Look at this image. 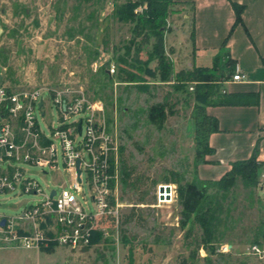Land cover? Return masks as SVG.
Masks as SVG:
<instances>
[{"label": "rangeland", "instance_id": "obj_1", "mask_svg": "<svg viewBox=\"0 0 264 264\" xmlns=\"http://www.w3.org/2000/svg\"><path fill=\"white\" fill-rule=\"evenodd\" d=\"M144 8L140 0H0V86L59 91L69 85L73 100L101 106L95 121L116 142L117 193L124 204L120 222L105 223L108 235L88 247L0 250V264H264L246 254L247 246L264 236V206L254 184L236 177L223 191L215 180L194 175L195 165L211 153H200L195 141V117L204 121L208 105L191 89L196 82L176 77L198 68L191 65L192 6L171 0L160 40L144 26ZM198 90L212 94L215 87L199 84ZM43 96L50 98L47 92ZM58 122V110L49 104L42 128L49 133ZM25 167L45 194L55 186L51 174ZM179 178L182 185L199 182L206 200L200 205L214 213L207 244L212 251L204 247L206 237L194 217L180 223ZM161 185H174L169 204L158 199ZM85 190L91 201L86 185ZM42 198L0 194V213L14 214ZM223 243L232 250L216 251Z\"/></svg>", "mask_w": 264, "mask_h": 264}, {"label": "built area", "instance_id": "obj_2", "mask_svg": "<svg viewBox=\"0 0 264 264\" xmlns=\"http://www.w3.org/2000/svg\"><path fill=\"white\" fill-rule=\"evenodd\" d=\"M108 71L115 73V65L110 64ZM245 77L236 66L231 81L242 82ZM46 92L50 94L48 99L43 96ZM49 104L57 108L59 122L47 133L41 120L46 117ZM101 109L97 104L87 106L80 99L73 100L69 85L59 91H14L0 86V194L43 196L14 214L0 213V250L49 245L85 248L92 245L96 232L108 235L105 223L120 222L124 204L117 193L118 151L112 135L95 121ZM25 166H37L42 174H51L56 181L52 190L45 194L39 181L27 175ZM169 186V190L158 189L161 203L169 204L176 196L171 187L174 185ZM256 190L264 206V167ZM232 248L223 243L216 251L227 253ZM246 254L264 262V236L248 245Z\"/></svg>", "mask_w": 264, "mask_h": 264}, {"label": "crops", "instance_id": "obj_3", "mask_svg": "<svg viewBox=\"0 0 264 264\" xmlns=\"http://www.w3.org/2000/svg\"><path fill=\"white\" fill-rule=\"evenodd\" d=\"M180 1L192 6L191 65L212 74L215 91L206 111L219 127L209 135L212 153L194 175L217 181L253 154L264 164V0ZM232 2L244 7L241 23L235 24ZM236 66L246 76L242 82L231 81Z\"/></svg>", "mask_w": 264, "mask_h": 264}, {"label": "trees", "instance_id": "obj_4", "mask_svg": "<svg viewBox=\"0 0 264 264\" xmlns=\"http://www.w3.org/2000/svg\"><path fill=\"white\" fill-rule=\"evenodd\" d=\"M144 4H146V8L143 10V24L146 27L147 31L158 38L161 39L162 31L166 26L167 18L169 16V6L171 0H140ZM233 8L236 13V21L235 24L242 22V13L244 10L243 6H239L238 4L232 2ZM133 7V6H132ZM126 11H119L121 16L126 15ZM163 61L160 62V66H163ZM183 76V79H182ZM176 77L179 80L185 81H193L196 82L194 86L195 92L197 96H201L204 100V103L207 105L212 104L213 102L209 101V98L212 96L211 92H203L198 90L199 84H208L211 82L212 74L209 73L208 68L198 67L193 69L192 71L179 72L176 74ZM225 96V95H224ZM220 104L228 103V101L221 100ZM210 118V122H206V119ZM204 119V115H203ZM151 120L156 122V116L153 114L151 116ZM196 131H195V141L197 145V149L204 153H212V148L209 146V135L213 132L219 130L217 119L207 116L205 114V119L202 121L201 117H195ZM205 162V161H204ZM264 164L257 160L256 154H253L252 157L245 160H238L232 163V167L229 171H227L219 180L215 182L216 186L223 190L228 191L235 182L236 177H242L243 179L254 184L256 188L257 178L259 173L261 172ZM128 177V174H125ZM175 182L179 185L178 196L180 199V203L182 205L181 211V225H185L192 217L194 220L199 223L203 229L205 239L206 249L209 251L214 250L215 248L207 244H211L213 237V227H214V213L212 212L211 207L202 206L200 202L205 198L204 192L201 190L199 182L193 181L191 183L186 182L182 185V179H175ZM264 232L262 233V235ZM100 232H96L92 238V244L97 242L102 236ZM259 239L254 240L253 242H257Z\"/></svg>", "mask_w": 264, "mask_h": 264}, {"label": "water", "instance_id": "obj_5", "mask_svg": "<svg viewBox=\"0 0 264 264\" xmlns=\"http://www.w3.org/2000/svg\"><path fill=\"white\" fill-rule=\"evenodd\" d=\"M80 130H81V127L79 128V131H80ZM78 174H80L79 163H78ZM165 188H166L167 190H169V189H170V186H169V185H167L166 187H165L164 185H161V186H160V190H161V191H163V189H165ZM54 193H55V192H53L52 195H54Z\"/></svg>", "mask_w": 264, "mask_h": 264}, {"label": "bare ground", "instance_id": "obj_6", "mask_svg": "<svg viewBox=\"0 0 264 264\" xmlns=\"http://www.w3.org/2000/svg\"><path fill=\"white\" fill-rule=\"evenodd\" d=\"M169 198V197H168Z\"/></svg>", "mask_w": 264, "mask_h": 264}]
</instances>
